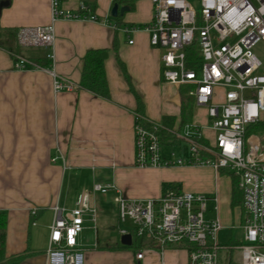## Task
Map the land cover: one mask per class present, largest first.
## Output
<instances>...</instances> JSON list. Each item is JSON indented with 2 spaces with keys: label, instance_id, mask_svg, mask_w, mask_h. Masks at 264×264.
<instances>
[{
  "label": "crops",
  "instance_id": "0c3cea01",
  "mask_svg": "<svg viewBox=\"0 0 264 264\" xmlns=\"http://www.w3.org/2000/svg\"><path fill=\"white\" fill-rule=\"evenodd\" d=\"M79 2L86 3L99 19L107 18L109 24L54 21L53 72L72 84L70 89L55 91L54 76L45 69L49 64L48 49L20 46L16 36L10 35L12 30L17 33L23 26L50 23V1L0 0V43L4 42L0 45V210L7 213V257L25 252L22 260L30 259L39 250L45 264L53 206L73 208L84 189L96 208L95 222L98 216L105 218V208L110 202L115 204L117 214L113 200L116 190L130 199H155L170 186L209 197L217 195L218 217L222 203L226 202L228 176L210 165L138 167L134 163V111L178 130L185 123H195L194 108L206 116V109L195 105L193 100L186 107L189 101L181 97V89L185 87L163 81L162 51L149 44L145 30L126 36L113 28V24L149 23L150 0H134L131 8L127 6V11L116 16L111 13L112 0H61V6L72 11ZM122 6L126 5L117 7ZM100 48L108 49L104 69L109 99L78 85L85 53ZM17 57L44 68L28 65L26 69H16ZM182 104L186 107L183 112L186 121L181 119ZM204 134L209 138L208 132ZM161 142L165 158L174 153L172 147L180 152L183 149L184 142L170 133ZM94 184L114 188L101 194L92 190ZM231 193L227 195L229 205ZM233 207L238 209L239 219L240 202ZM212 209L213 215L207 216L210 219L216 215ZM44 215L47 232L39 248L34 240V225ZM173 252L165 251L164 261ZM104 254L98 251V255ZM158 259V252L149 251L140 264H157Z\"/></svg>",
  "mask_w": 264,
  "mask_h": 264
},
{
  "label": "built area",
  "instance_id": "2783aa9c",
  "mask_svg": "<svg viewBox=\"0 0 264 264\" xmlns=\"http://www.w3.org/2000/svg\"><path fill=\"white\" fill-rule=\"evenodd\" d=\"M51 22L17 29V43L23 47L48 49L45 69L54 76L55 91L72 84L53 72L54 21L99 19L84 3L65 9L61 0H49ZM152 17L143 26L113 24L126 36L143 29L149 44L161 49V77L164 82L186 87L195 105L206 109L207 123H185L169 129L160 121L137 111L134 116V163L138 167L210 165L225 169L241 190L238 227L241 243L222 245L217 232L218 197L165 188L155 199H130L116 190L113 197L120 221L130 220L131 229H120L139 239L133 260L140 264L146 252L156 251L165 264L166 250L185 253L186 264H264V133L246 134L247 127L264 119V58L253 51L264 42V0H150ZM133 43L132 39L128 40ZM196 46L199 59H189L186 50ZM190 62V65H188ZM192 62V63H191ZM42 66L17 57L16 69ZM213 134V142L203 133ZM169 132L187 145L185 158L163 157L161 132ZM110 185L94 184L92 190L106 194ZM214 201V218L207 217V203ZM213 210V209H212ZM84 216L95 222L96 208L90 193L82 190L75 206H53L45 264H84L77 242ZM134 234V235H133ZM126 246V245H125ZM129 246V245H128ZM237 253V260L233 254Z\"/></svg>",
  "mask_w": 264,
  "mask_h": 264
},
{
  "label": "rangeland",
  "instance_id": "374dc122",
  "mask_svg": "<svg viewBox=\"0 0 264 264\" xmlns=\"http://www.w3.org/2000/svg\"><path fill=\"white\" fill-rule=\"evenodd\" d=\"M253 51L260 58H264V42H259L253 48ZM184 87V86H183ZM188 97V105L190 106L191 100L193 98L187 94ZM194 102V101H193ZM194 117L193 121L197 124L204 125L207 123L205 119L207 117L203 116V114L198 109H193ZM208 132L209 140L213 142V134L207 130L203 129V133ZM182 145V151L180 152L178 148L172 147L174 153H176L177 157L184 158L186 155V146ZM179 151V154H178ZM223 173V172H221ZM224 176H228V180H223L225 185L228 183L226 194L230 196L231 193V184L232 179L227 173H223ZM230 186V187H229ZM234 195L235 199L240 202L241 201V190L234 186ZM225 196L226 202L222 203L221 211H220V222L222 224V229L217 232V240L222 245H231L234 243H241L242 237V229L238 227V223L240 220L238 219V209L236 207H232L228 204V196ZM232 195V193H231ZM230 198V197H229ZM224 199V200H225ZM215 207L214 201H208L207 203V216H212V208ZM106 215L105 218L99 219V216L96 222H92L89 217L85 216V222L83 224L84 228L80 233L79 242L81 246V251L84 254V264H137L133 258L134 253L138 247L139 239L137 237H133V243L129 246H125L121 244L120 241V229H131L130 220L120 221L118 217V212L116 214V207L113 203H108L106 205ZM211 210V211H210ZM212 212V213H211ZM47 215L43 217H39L34 225V240L36 246L42 245L44 237L46 236V224H47ZM98 240V241H97ZM42 248V247H41ZM98 251H104V255H98ZM170 251V250H166ZM174 251L170 254V257L165 258V264H186V256L183 251L180 250H172ZM176 251V252H175ZM40 251L33 254V258L20 260L14 263H5V264H43V257L40 256ZM107 253V254H106ZM238 254H233V259L237 260ZM132 259V261H131ZM168 259V260H167ZM159 264V259L157 261Z\"/></svg>",
  "mask_w": 264,
  "mask_h": 264
},
{
  "label": "trees",
  "instance_id": "16d2710c",
  "mask_svg": "<svg viewBox=\"0 0 264 264\" xmlns=\"http://www.w3.org/2000/svg\"><path fill=\"white\" fill-rule=\"evenodd\" d=\"M133 1L134 0H112V3L113 5H117V6L126 5L131 8L133 5ZM10 35L16 36V30L15 31L12 30ZM3 43H0V45L1 44L3 45ZM5 47L9 49L12 48L9 45H5ZM107 54H108L107 48L88 50L83 57V66H82L81 76H80L79 83H78L80 88L85 89L105 99L110 98L108 83L106 80V74H105V69H104V60L106 59ZM186 54L189 59L194 57V61H197L199 59V56H198L199 52L196 46H193L192 48L187 49ZM188 65H190V62ZM186 91H187L186 87L181 89L182 99L183 98L188 99V97L185 95ZM186 107H189V105H186ZM186 107L184 104H182L181 119L184 121H186V119H185V116H183L184 115L183 112H185ZM165 122L168 125H170L169 122L165 121L164 119V123ZM161 133H162L161 140L163 139L165 140L166 137L168 138L169 133L165 131ZM251 133H258V134L264 133V119L256 124H251L247 127L246 134L248 135ZM220 172L224 173L226 172V170L220 169ZM231 179H232L231 180L232 181V195H231L230 204L233 207L236 204H238V201L235 199L234 190H233L235 186V179L234 178H231ZM6 222H7V213L4 210H0V264L18 262L26 257L25 252L10 255L8 257L5 256Z\"/></svg>",
  "mask_w": 264,
  "mask_h": 264
},
{
  "label": "water",
  "instance_id": "95a60500",
  "mask_svg": "<svg viewBox=\"0 0 264 264\" xmlns=\"http://www.w3.org/2000/svg\"><path fill=\"white\" fill-rule=\"evenodd\" d=\"M127 10H128L127 6H122V7L118 8L117 5H113V7L111 9V13H112V16H116L117 13L123 14V12L127 11ZM120 241H121L122 245L128 246L131 243V237L129 234H123L120 237Z\"/></svg>",
  "mask_w": 264,
  "mask_h": 264
}]
</instances>
